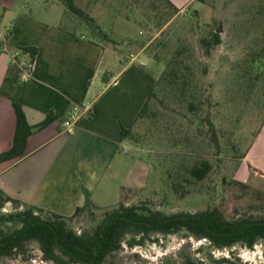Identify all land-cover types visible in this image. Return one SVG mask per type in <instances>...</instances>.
I'll return each mask as SVG.
<instances>
[{"label": "rangeland", "instance_id": "obj_1", "mask_svg": "<svg viewBox=\"0 0 264 264\" xmlns=\"http://www.w3.org/2000/svg\"><path fill=\"white\" fill-rule=\"evenodd\" d=\"M21 1L37 16L45 13L43 8L50 14L66 10L73 26L98 41H104L102 31L122 45L130 32L137 45L131 57L144 51L156 64L160 81L129 141L144 166V186L123 193L122 200L120 193L110 192L101 202L109 208L90 205L71 228L79 234L94 228L120 203L166 214L219 208L228 219L264 213V177L252 174L244 182L246 189L236 182L241 160L264 124V0H198L185 10L166 0H75L94 20L89 26L61 0ZM215 33L222 43L208 53L202 41ZM207 116L216 126L220 148L211 141ZM205 161L211 171L197 182L190 170ZM2 212H14L13 206ZM153 238L134 248L124 242L106 264H220L223 259L264 264V241L253 249L237 245L221 250L185 233ZM0 264L45 263L32 243L25 256L4 258Z\"/></svg>", "mask_w": 264, "mask_h": 264}, {"label": "crops", "instance_id": "obj_2", "mask_svg": "<svg viewBox=\"0 0 264 264\" xmlns=\"http://www.w3.org/2000/svg\"><path fill=\"white\" fill-rule=\"evenodd\" d=\"M169 1L180 10L199 3ZM27 4L0 0V27L8 35V51L0 46V155L14 143L13 99L23 106L32 126L51 113L57 119L29 137L22 157L0 164V189L65 217L89 203L109 208L101 202L110 192L120 193L122 200L123 193L145 184L144 166L122 128H133L155 88L156 64L144 51L131 57L137 45L130 32L122 45L106 33L108 38L98 41L73 26L66 10L50 14L43 8L45 13L37 16ZM30 48L36 49L35 65L24 81L11 55ZM83 102L92 106L90 117L79 122L75 133H66L63 121ZM252 174L264 177V124L241 160L236 179L244 183Z\"/></svg>", "mask_w": 264, "mask_h": 264}, {"label": "trees", "instance_id": "obj_3", "mask_svg": "<svg viewBox=\"0 0 264 264\" xmlns=\"http://www.w3.org/2000/svg\"><path fill=\"white\" fill-rule=\"evenodd\" d=\"M61 1L68 11L88 22V26L92 25L94 20L76 5L75 0ZM166 1L173 5L169 0ZM97 31H101L100 28H97ZM101 35L104 36L103 40L107 39L104 32L101 31ZM221 43L219 33H215L211 40L202 41L208 53L212 47ZM1 44L0 42V46ZM22 52L30 53L32 61L35 60L36 49H24ZM154 96L153 90L137 120L148 112L150 100ZM13 107L17 118L14 143L8 152L0 155V164L22 157L29 137L45 129L57 119V116L51 113L44 122L32 126L27 121L23 106L15 99H13ZM205 119L209 126L211 141L220 148L214 122L210 116ZM131 133L132 128H122V135L126 140H131ZM211 168V164L205 161L193 167L190 175L197 182H201L207 178ZM236 182L242 188H249L246 183ZM8 204L13 206L14 212L4 214L2 211ZM90 205L89 203L77 208L73 216L65 217L27 205L11 198L0 189V261L4 258L15 259L25 256L32 243L38 245L45 264H106L110 257L122 250L124 242L134 248L153 241L155 236L185 233L187 237L199 241L207 240L211 247L221 250L237 245L253 249L257 243L264 241V213L259 215L246 213L237 218L228 219L219 208L197 213L166 214L147 206H128L124 203L107 211L94 228L79 234L70 227V223ZM10 225L18 227L11 230ZM219 263L237 264L227 259Z\"/></svg>", "mask_w": 264, "mask_h": 264}, {"label": "built area", "instance_id": "obj_4", "mask_svg": "<svg viewBox=\"0 0 264 264\" xmlns=\"http://www.w3.org/2000/svg\"><path fill=\"white\" fill-rule=\"evenodd\" d=\"M0 41L2 42L5 52L8 51V35L1 30L0 27ZM22 51L12 53L11 60L23 71V80L28 81L32 75L35 61L28 57ZM92 113V106L89 103L83 102L72 107L68 117L63 121L64 131L69 134L76 132L79 122L90 117Z\"/></svg>", "mask_w": 264, "mask_h": 264}]
</instances>
